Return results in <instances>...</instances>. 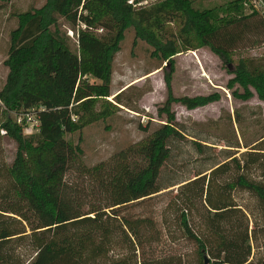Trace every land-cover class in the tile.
<instances>
[{"label": "trees", "instance_id": "trees-1", "mask_svg": "<svg viewBox=\"0 0 264 264\" xmlns=\"http://www.w3.org/2000/svg\"><path fill=\"white\" fill-rule=\"evenodd\" d=\"M192 2L157 0L149 5H133L127 0H44L40 6L19 13L15 27L8 32L3 59L7 72L0 86V104L5 109H32L37 126L34 131L23 132L18 123L3 115L4 110L0 117V131L14 142L7 165L12 186L8 194L0 197V264H23L7 248L8 241L16 236L27 238L32 248L24 264H183L180 253L144 256V242L156 240L151 219L120 211L126 204L174 184L176 199H198L207 210L205 234L191 228L185 207L178 217L179 226L194 242L201 262L207 252L211 264H264V251L254 261L249 258L251 247L244 213L236 216L235 226L230 218L234 211H240L231 201L234 188L253 194L264 212V173L255 178L245 170L257 157L241 159L230 153L227 159L215 161L191 177L159 181L170 154L169 142L184 134L170 104L179 101L191 108L218 98L216 92L174 96L171 70L163 73L165 97L156 106L159 120L153 128L142 140L89 167L103 195L101 203H86L70 195L63 179L70 161L81 153L80 136L73 144L65 133H79L84 125L114 112L106 106L93 109L91 94H110L112 60L127 27L133 32V42L139 39L150 46V56L158 60L154 68H162V62L171 65L170 58L178 51V44L190 48L193 40L228 63L230 52L248 34L264 32V16L249 0L221 3V13L216 6L197 8ZM57 17L75 30L79 54L71 48ZM171 21L177 27L168 36L165 23ZM97 27L102 30H92ZM83 70L99 82L87 83L85 89L79 87L78 77ZM229 71L232 75L226 87L232 96L247 98L255 94L264 102V66L239 57ZM120 91L112 95L117 102ZM106 102L117 107L116 103ZM139 126L146 128L147 124ZM261 140L264 133L256 142ZM192 143L201 151L198 141L192 139ZM231 162L237 170L217 180L228 172ZM118 245H123L129 254L116 253L113 257L110 252Z\"/></svg>", "mask_w": 264, "mask_h": 264}, {"label": "rangeland", "instance_id": "rangeland-1", "mask_svg": "<svg viewBox=\"0 0 264 264\" xmlns=\"http://www.w3.org/2000/svg\"><path fill=\"white\" fill-rule=\"evenodd\" d=\"M44 0H0V86L3 84L7 66L3 62L8 45V32L15 27L19 13L25 9L38 7ZM149 5L157 0H146ZM233 0H193L192 5L201 8L207 6L218 7L221 13V3ZM247 11V9H245ZM58 25L70 39L71 48L77 54L80 50L76 43L75 30L62 17L56 18ZM168 36L175 32L177 23H165ZM100 32L101 27L92 28ZM71 31V35L69 34ZM150 46L143 40L133 42V32L130 27L124 31L120 47L112 60L109 95L96 96L91 94L93 109L106 106L114 111L104 119L84 125L80 132L65 133V137L73 144L80 136L81 153L76 154L70 161L63 179L70 195L87 202L101 203L103 195L95 183V177L89 167L98 161L107 160L111 154L126 145L142 140L153 128L158 116L156 106L165 97L163 73L170 72V87L174 96H193L216 92L218 98L203 105L187 108L179 101H173L170 108L174 111L176 122L183 128V137L172 139L169 143V157L165 161L159 174V181L166 183L191 177L197 170L222 161L232 153L239 158L257 157V160L245 168L246 173L259 178L264 173V140L256 142L264 133V102L255 94L247 98L232 96L226 87L227 80L232 73L229 69L239 57L251 58L256 65L264 66V32L250 33L238 46L230 52L231 61L222 62L206 45L192 41V46L186 48L178 44V51L171 55V65L158 66V60L149 54ZM99 79L87 70H83L78 77V86L87 83H98ZM118 101L113 94L120 90ZM106 101L116 103L114 109ZM4 110V112H3ZM33 110L5 109L0 104V117L7 115L9 119L18 123L23 132L34 131L37 122ZM76 118L75 115H72ZM147 124V126H145ZM145 126L146 128H141ZM192 139L200 143V150L192 143ZM14 142L0 131V197L8 194L11 181L7 174V165L12 158ZM228 158V157H227ZM225 158V159H227ZM89 169V170H87ZM233 162L227 173L217 177L222 180L235 172ZM176 185L169 186L156 194L126 204L120 208L124 214L145 216L151 219L156 240L143 244L144 256H162L166 253H180L183 264H200L201 258L195 251L194 242L187 238L178 224L181 208L187 214V221L196 232L207 233L204 216L207 213L203 202L193 199L174 197ZM231 201L236 209L231 214V223L235 226L236 216L242 211L247 219L251 260H256L264 251V212L259 200L247 190L234 188L231 190ZM186 205V206H185ZM19 261L23 264L31 257L32 248L27 238L18 236L7 243ZM113 257L116 253L129 254L122 245L112 248ZM208 256V264L212 258ZM137 259H139L136 250Z\"/></svg>", "mask_w": 264, "mask_h": 264}, {"label": "built area", "instance_id": "built-area-1", "mask_svg": "<svg viewBox=\"0 0 264 264\" xmlns=\"http://www.w3.org/2000/svg\"><path fill=\"white\" fill-rule=\"evenodd\" d=\"M127 2H130L133 5H144L147 1L146 0H137V1L127 0ZM249 3L264 16V2H263V0H249ZM71 33L72 32L69 31L70 35H71Z\"/></svg>", "mask_w": 264, "mask_h": 264}, {"label": "water", "instance_id": "water-1", "mask_svg": "<svg viewBox=\"0 0 264 264\" xmlns=\"http://www.w3.org/2000/svg\"><path fill=\"white\" fill-rule=\"evenodd\" d=\"M200 264H208V257H207V255L203 254V256H202V262Z\"/></svg>", "mask_w": 264, "mask_h": 264}]
</instances>
